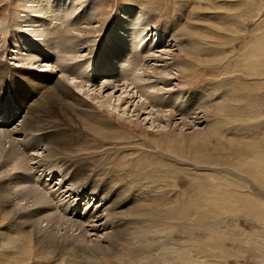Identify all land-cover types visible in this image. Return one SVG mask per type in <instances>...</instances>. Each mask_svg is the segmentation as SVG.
Listing matches in <instances>:
<instances>
[{
    "label": "rangeland",
    "instance_id": "1",
    "mask_svg": "<svg viewBox=\"0 0 264 264\" xmlns=\"http://www.w3.org/2000/svg\"><path fill=\"white\" fill-rule=\"evenodd\" d=\"M89 1L99 4L92 11L94 18L89 25L82 20L75 27L71 25L77 30L67 28V31L66 26L76 16L74 14L66 16L64 20L69 23L59 28L61 36L66 38L63 40L66 49L54 53L41 47L40 54L35 57L29 55L26 47L18 45L16 38L19 40L26 32L18 31L17 23L26 17L23 27L32 29L39 36L44 33L45 23L50 21L31 10L23 11L19 0H0V60L6 70L3 72L0 66V87L4 91L11 87L15 95L13 77L23 80L16 84L18 90L20 87L26 89L27 98L17 110L19 121L20 115L27 114L29 103L35 104L33 98L39 99L37 86L44 82L42 76H48L50 84L59 77L70 87L69 92L75 99L72 90L88 103L84 112L90 115L93 127L100 122L112 123L118 129L114 130L119 133L113 138L107 134L97 137L96 132L84 127L63 101L56 104L51 101L47 110L52 118L48 123L41 121L46 123H42V129L47 135L59 134L63 143L73 147L75 165L84 164L92 174L106 181L112 178L119 187H128L129 192L121 197L142 195L141 199L144 198L145 202L140 200V207L135 209L142 214H118L123 218H135L132 219L134 222L119 241V254L104 253L99 256V264H181L183 259L182 264H264V0ZM127 8L139 12L137 36L130 28L124 32L129 25L122 16ZM34 18L42 26L30 23ZM118 21L122 25H118ZM175 23L178 28L167 29ZM57 24L53 20V26ZM145 33L148 35L143 41ZM172 34L179 36L181 41H190V45L182 50L174 40L169 41L166 37ZM117 44L131 52L125 61L116 62L109 71L105 66L98 69L109 64L108 57L114 56ZM29 49L35 48L29 46ZM134 50L139 52L145 66L134 65L131 55ZM107 51L109 55H106ZM43 60L50 63L51 68L47 67L46 72L34 71L44 64ZM87 62L90 64L86 66ZM162 85L164 89L157 90ZM199 93L208 99V106L199 108L200 112L197 108L198 113L193 114L188 106L177 108L184 96L185 99L188 95L197 97ZM167 94H170L167 98L175 99V107L167 106V98L156 99ZM4 99L6 104L15 103L10 96L4 95ZM181 110L186 114L185 124L181 123ZM204 113L207 116L200 119L191 117ZM149 117L153 118V125ZM214 121H219L216 136L210 134V130L215 129L210 125ZM108 132L114 134L113 130ZM217 137L225 143L219 142ZM15 152L16 157L7 160L0 157L1 165L6 161L0 171L11 170L15 157V164L21 165L20 171L31 172L27 181L44 168H52L55 173L54 177H48L51 184L58 180L61 184L68 179L69 174L58 175L64 161H44L38 166L35 165L37 158L36 161L26 159L30 154L28 151L26 156ZM7 153L8 150L4 155ZM222 158L225 159L222 161ZM22 173H17V180ZM10 185L13 188V184ZM102 186L97 187L95 197H99ZM163 188L167 191L164 198L159 196ZM10 199L16 209L22 210V204L28 208L25 201L15 204L14 194ZM99 203L95 199L91 201V204ZM98 205L89 210L101 209L103 202L100 207ZM3 213L0 211V236H4L5 244H1L0 237V264H84L79 262L74 251L64 250L54 257L36 238L22 239L14 228L23 229L18 224L12 225V215ZM147 225L156 229L149 234L151 239L148 242L133 240L131 232L146 229ZM54 226V232H63L59 224ZM107 226H103L104 229L100 226L98 234L104 235ZM74 233L78 235V231ZM11 237H15V241L6 243ZM83 238L77 237L79 240L75 243L86 244ZM88 239L94 240V236ZM166 242L171 243L165 247ZM181 242L185 243L182 248ZM187 242H191L189 247ZM171 251L177 253V260L171 256Z\"/></svg>",
    "mask_w": 264,
    "mask_h": 264
},
{
    "label": "bare ground",
    "instance_id": "2",
    "mask_svg": "<svg viewBox=\"0 0 264 264\" xmlns=\"http://www.w3.org/2000/svg\"><path fill=\"white\" fill-rule=\"evenodd\" d=\"M19 1H20V8L23 11L31 10L33 13H38V14L48 18V20L50 21L49 23H45L46 26L43 27L44 33H41L39 36H36L32 29H28V28L23 27V25L25 24L26 17H23L24 19L20 20L19 24L17 23V26H19V28H17V30L22 31V32H26V33L23 34L19 40L16 37L15 38L17 40L18 45H20L21 47L27 48V51H29L30 56H31V54L34 56L39 55L40 54L39 51L41 50L40 49L41 47L45 51L51 50L54 53L57 50H60L61 48L67 47V45H65L64 44L65 42L63 41L66 38H65V36H61V33L59 31V28L61 27V25L64 24L62 27V28H64L68 22V21H65L64 18L66 16H72L74 14H76V16L78 15L77 18L75 15L73 16V20L71 21L70 24H68L69 25L68 27L66 26V29L67 28L73 29L75 27V25L80 23L82 20L85 21L86 25H89L91 23V19L94 18L93 13H92L93 9L97 8L99 5L98 3L95 4L94 2H91L89 0H87L86 2H84L85 0L84 1L77 0L76 2L74 0L73 3L71 0H34L35 3L33 0H19ZM81 1L84 3L83 5H82ZM122 16L126 17L125 19L129 21V25L126 27L124 32H126V30L128 28H130L131 31L135 30V32L134 31H132V32L134 33L135 36H137V34L139 32V28H140V26L138 25V19L140 18L139 12L133 10V8H127L125 13ZM53 20H54V22H58V24L55 27L53 26ZM30 23H32L33 25L35 23H40V25L42 26L41 22L35 18L33 19V22L30 20ZM118 23H119L118 25H122V23H120V21H118ZM71 25H73L74 27H72ZM116 26H117V24H116ZM51 27H52V29H51ZM147 27H148V24H147ZM175 28H178L176 23L173 24L172 27L167 28V29L169 30V29H175ZM73 30H77V28H75ZM79 30H81V29H79ZM67 31H68V29H67ZM114 31L118 32L117 29H114ZM188 31L189 30L187 28V30H185L186 34ZM166 34L167 33H165V35ZM147 35H148V33H145V35L143 36V39H141V40L144 41V38H146ZM166 37H169L168 38L169 41H170V39L174 40L176 42V45H179V47L182 50H184L186 48L187 44L190 45V41L189 42L187 40L181 41L180 40L181 38L179 36L175 37V35L172 34L171 36H166ZM174 37H175V39H174ZM29 46H34L35 49L30 50ZM89 53H91V51H89ZM130 53L131 52H128L127 49L123 45L117 44V50H116L114 56L108 57V61H109L110 65L106 64V65L101 66L98 69H102L105 66L106 70L109 71L112 69V65H114L116 62L120 63L122 61H125L126 57ZM133 53L134 54H131V55H133L132 59L134 60V65L137 66V65L142 64L143 66H145L146 63L141 62V59H140L141 56L139 55V52L134 50ZM106 55H109V51L106 52ZM97 58L99 59L98 56H97ZM109 58H111L112 61H110ZM42 62L44 64L38 65L40 67H38V69H36L34 71L46 72L47 69H49L47 67H49L51 64L47 63L46 60H43ZM51 62H52V60H51ZM34 63H35V61H34ZM54 64H55V61H54ZM89 64L90 63L87 62L86 66ZM0 66L3 68L2 71L5 72L6 70L4 68V64L2 63L1 60H0ZM55 66H56V64H55ZM58 66H59V64H58ZM84 66H85V64H84ZM84 66H81V67H84ZM179 66H183V64L182 65L179 64ZM14 67H16V66H13V68ZM94 67H96V65H94ZM19 68H21V67H19ZM50 68H51V66H50ZM181 69H184V68H181ZM31 71H32V69H31ZM132 72H133V74L135 73L134 70H132ZM45 74H48V73H45ZM42 77L45 80L43 83L39 84L37 86V88L40 91L39 92L40 97L42 96L43 99L41 100L40 97H39V99H38V97L33 98V100H36L35 104L29 103L30 107H29L27 114L20 115L19 121H18L19 113H17V110H20V108H22V105L27 101V98L25 97L26 93H24V90H26V89H22L20 87L18 90L16 87V84L19 82H22L23 80H20V79L15 80L16 77L15 76L13 77L12 83H13L15 95L12 94V92H11L12 88L11 87L7 91H4V88L0 87V131H1L0 132V157L3 156V158H5V160H7L8 157H13V156L16 157L15 154H17V153L15 151H19V154H22L25 156L29 152L30 153L29 156L26 157V159H28L29 161H32V160L37 158L36 159L37 161L36 160H34V161H36V163H37L35 165H38V166H40L41 165L40 163L44 162V161H49L50 163H62L64 161L62 163L63 166L60 168V174L58 173V175H60V177L61 176L63 177L65 174H69V176L67 177L68 179L65 180V182H62L61 184H59L60 183L59 180L56 181L54 184H51V181L48 177L49 176H50V178L54 177L55 173H53L52 168H44L42 170V172H40L39 174H37L35 176L32 173L33 174L31 176L32 178H30L27 181V177L29 176V173L31 174V172L27 173V170L25 171V169H24V170H21L23 173L21 174L20 179L17 180V177H18L17 173L21 172L20 169H18V168H20L21 165L15 164V157H14L13 164H15V165L12 164L11 170L8 169L5 171H0V207H1L0 211L1 212L4 211L5 213H8V214L13 216L12 220L14 222L12 225L18 224L23 229V230H20L18 228H14L15 231L19 232L22 239L28 238V236H32V238L33 237L36 238V240L41 243L42 248L44 247V249L50 250L51 254H53L54 257H58L64 250H71V251H74L75 253L78 254V255H76V257L78 258L79 262L84 263V264H99V256L100 255H103L104 253H111V252H113V253L116 252L117 254H119L118 253V248L120 246L119 241H121L123 239L122 236L124 235V233H127L130 231V230H127V227L130 228L131 223L134 222V220H132V219H135V218H132V217H130V218L124 217L123 218L121 216L119 217L118 214L123 213L124 215L127 214L128 216H130V215L137 216L140 213L142 214L141 211L137 212L135 209L140 207V203H142V201L141 202H139V201L143 200L144 198L141 199L142 195H139V194H138L139 196H134V195L128 196L127 195L128 197H126V196L121 197V194L124 195V194H126V192H129L128 187H119L120 185L117 186L118 182H114V180L112 178H110L111 179L110 181H106V179H103V177L97 176L95 173L92 174L90 172L89 167L85 166L84 164H82V165L85 167L80 166L79 163H78V165H75V163H74L75 159H73V157H74L73 155H75V152H74L73 147H71L70 144L66 145L65 143H63L62 142L63 139L61 140L59 134L56 136L47 135L48 133L44 129H42V126L45 125L46 123H48L47 121L52 118V117L50 118L49 111L47 110V107L51 101H52V104L53 103L56 104L59 101H63L64 104L66 106H68L73 111L72 113L81 121V123H83L84 127L87 126L86 128H89L93 132H96L95 135L97 137H105L103 135L107 134L113 138L119 132L114 131V130H118V129L112 123H110V124L107 123V124H109V126L107 127V124H102V123L98 122L97 125L94 124L95 126L93 127V121L91 120L90 115L88 116L84 112V109H87L86 107L88 106V103L85 102L84 98L82 99L81 97H78V92L72 90L74 92V96L77 97L75 99L71 95V93L69 92V90H71L70 87L67 85V83H65V82L63 83V81H61L59 77L55 78V80L52 82V84H50V80H49L48 76L45 75ZM164 87L165 86L162 85V87H158L157 90L158 89L162 90V89H164ZM4 95L7 98L10 96V100L15 102V103L6 104L5 103L6 99H4ZM18 96H20V99L18 98ZM168 96H170V94H167L166 96H163V97L158 96V97H156V99H160V101H163ZM47 97H50V100H46ZM174 97H175V95H174ZM177 97H178V94H177ZM174 100H175L174 98H167L166 99V102L168 104L167 106L172 107V105L174 104ZM207 102H208V99H206V97L204 95H202V93L201 94L199 93L197 95V97L188 95L187 98L185 99V96H184L183 102L180 101V103L178 105H176V104L175 105L177 106V108L180 107L181 109L187 108V106H188L189 110L192 111L191 113L194 114L195 112L196 113L200 112V109H204L206 106H208ZM104 104H105V102H104ZM175 105H173V107H175ZM108 106H109V104H108ZM197 108L198 109L200 108L198 110V112L195 111V110H197ZM180 113L179 114L181 115V118H182L181 123L185 124L183 119L186 116V114L183 110H181ZM150 116H152V115H150ZM205 116H207V115L204 113L201 116L195 115V116H191V117H195V118L200 119V117H205ZM14 120H16L15 123H13ZM149 120H150V123L153 125L154 124L153 118L149 117ZM41 121H44L46 123L41 122ZM42 123H43V125H42ZM151 124H150V126H151ZM157 124H155L154 126L156 127ZM176 125H178V124H176ZM210 125H212V127L215 128V129L210 130V134L215 135V136L218 135L216 128L219 125V121H214L213 124H210ZM161 127H162V125H161ZM163 127H162V129H164ZM8 128H10V129H8ZM43 128H46V127H43ZM158 128H160V126H158ZM158 128H156V129H158ZM108 130H113L114 134L111 135L108 132ZM205 131H207V130H205ZM39 132L41 135L38 134ZM202 133H204V132H202ZM206 134H208V133H206ZM44 135H47V136H44ZM127 135H129V134H127ZM29 136H31L32 138ZM107 138H109V137H107ZM217 138H218L219 142L223 140L222 142L225 143L224 139L221 140L220 137H217ZM23 140L25 142H23ZM5 145H7L8 147H5ZM7 150H8V153L4 155L5 151H7ZM39 157H41V158H39ZM223 159H225V158H222L221 160L223 161ZM5 160L2 161L3 162L2 165L0 163V169L3 168V166H6ZM11 161H13L12 158H11ZM16 163H17V160H16ZM25 167L27 168V166H25ZM216 170H217V168H216ZM12 171H15V172L11 174L10 172H12ZM45 173H47V174H45ZM230 175H233V174H230ZM235 175H233V176H235ZM7 176L8 177L10 176L9 178H7V180L9 182L6 180V178H4ZM159 176H158V178H159ZM163 176H164V174H163ZM147 177H149V176H147ZM163 178H161V179H163ZM152 180H153V178H152ZM157 180H159V179H157ZM133 181H135V180H133ZM201 181H203V180H201ZM208 182H209V180H208ZM11 183L13 184V188H11V185H10ZM107 183H109V185L104 187ZM56 185H58V187L54 189V186H56ZM98 186H102V189L99 191V197H95L96 195L94 193H96V194L98 193V190H97ZM121 186H122V184H121ZM159 186H161V185H159ZM164 188H163L162 193L158 192V193H161L159 196L163 197V198L166 197V194H167V191L164 190ZM120 190H122V192ZM146 190H147V188H146ZM154 190L155 189H153V191ZM156 190H159V189H156ZM13 194H14V197L16 200L15 204L18 205L22 201H25L24 204L26 206H28V208H26L22 204V206H23L22 210H18L19 208L16 209L15 205L11 201L12 198L10 199V197H12ZM155 194H157V193H155ZM91 196H93V197H91ZM136 197H140V198H136ZM132 198H134V199H132ZM94 199H95V201H100L99 205L98 204H91V201H93ZM123 199L128 200V202L126 203ZM81 201H82V203L80 204ZM102 202H103V207L101 209L92 210V211L89 210V208L93 205H95L96 207L98 205V207H100V204H102ZM146 203H144V204H146ZM211 203H213V202H211ZM144 204L142 206H144ZM141 208H143V207H141ZM146 209H149V208L147 207ZM146 209H145V211H146ZM167 209H170V208H167ZM80 210H83V212L81 213ZM150 210H154V209L150 208ZM164 210H166V209H164ZM5 213H3V214H5ZM143 213H145V212H143ZM167 215H168V213H167ZM206 215H207V213H206ZM178 217L180 218V216H178ZM211 219H212V217H211ZM100 220H101V223H98ZM43 223H44V225H42ZM55 224H59L60 225L59 229H62L63 232H60V233L54 232L55 231V226H54ZM107 224H108V226H107ZM166 224H168V223H166ZM102 225L107 226L106 227L107 231L105 232V234L103 233L104 235H101V233L98 234L99 232H97V230L100 226H101V228L103 227ZM132 227H134V225L131 226V229H132ZM151 227L152 226L147 225L145 227L146 229L141 228L140 230H136V231L131 232L132 233V239L135 241L136 240L138 241L140 239L143 241L145 239V241L148 242V239H151V237H152L149 234L154 233L156 231L155 228L152 229ZM170 227H171V225H170ZM205 227H206V225H205ZM102 229H104V227ZM214 229H216V228H214ZM211 230H212V228H211ZM75 231H78L79 236L75 235V233H74ZM143 231H145V233L140 234V232H143ZM167 233H169V232H167ZM80 235H82V236H80ZM91 235L94 236V240L88 239V237ZM0 237H1V240L4 238L3 235ZM77 237H81V239L84 237L85 242L90 243V244H87V243L84 245L76 244L75 242H77L79 240V239L78 240L76 239ZM15 239H16L15 237H11L9 240H6L5 242L11 244L15 241ZM168 243H171V242L164 243V246ZM181 243H182V246H181V248H182L185 245V243H183V242H181ZM190 243L191 242H189V244ZM1 244H5L3 242V240L1 241ZM189 244H188V242L186 243V245H188V247H189ZM191 246H193V245H191ZM203 246H204V244H203ZM185 247H187V246H185ZM183 252L188 253V250H184ZM171 256L174 257L176 260L178 258L177 253L175 251H171ZM183 261H184V259L180 263L182 264Z\"/></svg>",
    "mask_w": 264,
    "mask_h": 264
}]
</instances>
